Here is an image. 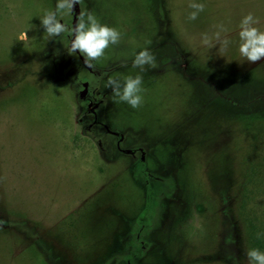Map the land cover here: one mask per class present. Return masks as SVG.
Segmentation results:
<instances>
[{
  "label": "rangeland",
  "instance_id": "1",
  "mask_svg": "<svg viewBox=\"0 0 264 264\" xmlns=\"http://www.w3.org/2000/svg\"><path fill=\"white\" fill-rule=\"evenodd\" d=\"M55 2L0 0V264H248L264 59L243 60L239 31L249 13L264 31V0H82L120 33L94 90L73 80L71 32L45 38ZM145 48L157 67L141 72ZM138 74L141 106L115 102L108 79Z\"/></svg>",
  "mask_w": 264,
  "mask_h": 264
},
{
  "label": "clouds",
  "instance_id": "2",
  "mask_svg": "<svg viewBox=\"0 0 264 264\" xmlns=\"http://www.w3.org/2000/svg\"><path fill=\"white\" fill-rule=\"evenodd\" d=\"M82 3V0H56L55 7L52 10H46L40 18L41 27L43 28L46 39L58 37L66 31L72 34V40L68 49L69 53H77L83 57L84 64L92 67L93 61H99L104 57L105 50L110 45L119 43L120 33L107 25L101 24L97 18L90 12L82 11L76 23L71 29L61 22L63 16L73 12L74 6ZM193 11L189 14L190 20H195L199 12L204 10V5L191 3L189 5ZM260 21L249 13L240 23L239 31V55L248 63H257L264 59V31H260L254 25ZM224 31L223 26H219ZM23 35L21 39H23ZM215 39L222 52L228 45L227 39H222L218 31ZM205 45L210 44V39L205 36L202 40ZM134 68H139L143 72L147 67H157L155 56L147 49L135 54L132 61ZM142 83L141 75L135 77L128 76L123 82L119 79L109 78L105 84L106 88L112 90L113 100L115 102L127 103L131 108H139L142 104ZM248 264H264V252L258 249H250L246 252Z\"/></svg>",
  "mask_w": 264,
  "mask_h": 264
},
{
  "label": "flooded vegetation",
  "instance_id": "3",
  "mask_svg": "<svg viewBox=\"0 0 264 264\" xmlns=\"http://www.w3.org/2000/svg\"><path fill=\"white\" fill-rule=\"evenodd\" d=\"M76 9H80V4H78V6H74V10L72 13L65 15L66 17L69 16L72 18V23H73L74 18L79 16L78 13L76 12ZM71 40H72V37L68 41L67 53H68L69 57L73 61H75L76 65L78 67V73L74 76L73 80L76 81V80L80 79L82 87H84V89H87V87L90 85L94 86V84L96 83L98 78H100L101 74L98 73L95 69H90L88 66L86 67L84 62L81 63L80 58H79L77 53H69L68 49L70 47ZM94 88H95V86L92 88V90H94ZM141 161L143 162V159ZM141 168H143V169H141V171L147 172L146 169L143 167V164L141 165Z\"/></svg>",
  "mask_w": 264,
  "mask_h": 264
},
{
  "label": "trees",
  "instance_id": "4",
  "mask_svg": "<svg viewBox=\"0 0 264 264\" xmlns=\"http://www.w3.org/2000/svg\"><path fill=\"white\" fill-rule=\"evenodd\" d=\"M250 247L264 252V218L257 223L250 222Z\"/></svg>",
  "mask_w": 264,
  "mask_h": 264
},
{
  "label": "water",
  "instance_id": "5",
  "mask_svg": "<svg viewBox=\"0 0 264 264\" xmlns=\"http://www.w3.org/2000/svg\"><path fill=\"white\" fill-rule=\"evenodd\" d=\"M75 6H78V4L75 5ZM76 12H77L78 15H79V14H80V9H76ZM77 18H78V16L74 18L73 23H72V26L76 23ZM70 44H71V42H70ZM77 54H78V56H79V58H80V62H81V63L84 62V59H83V57L79 54V52H77Z\"/></svg>",
  "mask_w": 264,
  "mask_h": 264
},
{
  "label": "crops",
  "instance_id": "6",
  "mask_svg": "<svg viewBox=\"0 0 264 264\" xmlns=\"http://www.w3.org/2000/svg\"><path fill=\"white\" fill-rule=\"evenodd\" d=\"M83 11V7H82V5L80 6V13ZM103 76L105 75V73L103 72V74H102ZM102 79V78H101Z\"/></svg>",
  "mask_w": 264,
  "mask_h": 264
}]
</instances>
